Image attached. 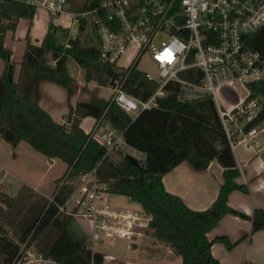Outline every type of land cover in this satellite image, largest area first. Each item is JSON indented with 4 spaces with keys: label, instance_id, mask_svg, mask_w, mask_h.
Instances as JSON below:
<instances>
[{
    "label": "trees",
    "instance_id": "1",
    "mask_svg": "<svg viewBox=\"0 0 264 264\" xmlns=\"http://www.w3.org/2000/svg\"><path fill=\"white\" fill-rule=\"evenodd\" d=\"M103 0H81L79 10L100 8ZM35 7L21 0H0V138L15 146L26 141L32 148L49 158L65 162L64 173L55 179L50 197L28 188L14 195L0 190V264H9L16 255L19 243L27 240L45 256L53 257L60 264H103V253L85 245V238L78 237L70 228L72 215L59 212L74 190V180L96 166L97 178L104 182L110 193L126 195L139 203L150 215L147 234L153 235L180 255L178 264H219L210 250L213 241L223 242L231 248L237 240L226 235L208 239L207 232L226 213L251 221V231L264 229V208H254L250 215L230 207L229 193L234 189L246 191V185L237 183L239 174L234 152L222 126L216 104L209 94H202L185 101L176 99L177 85L168 81L165 94L156 98V104L132 116L111 98L91 96L69 107L64 122L54 121L39 106V82L53 81L72 90L73 78L67 69L72 58L82 69L85 81L99 85L113 83L125 76L122 90L140 100H146L158 83L149 79L133 66L127 72L116 70L114 63L103 62L95 44L82 42L80 34L85 21L80 20L78 35L69 38L67 45L58 44L56 26L50 22L40 44L26 41L16 80L12 76L11 52L3 46L6 30L15 28L20 17L32 19ZM248 45L257 50L264 60V25L246 36ZM200 76L197 68L181 71L180 76L192 79ZM249 96L258 98L261 107L247 121L243 130L248 131L264 121V79L248 83ZM86 115L96 119L106 118L122 132L130 147L144 153L133 164L124 156L113 158L105 152L91 131L84 132L80 120ZM215 159L223 168L222 182L212 203L205 209L188 207L180 196L167 191L162 175L181 161L195 169H204ZM5 225L13 229L17 241L6 234Z\"/></svg>",
    "mask_w": 264,
    "mask_h": 264
},
{
    "label": "built area",
    "instance_id": "2",
    "mask_svg": "<svg viewBox=\"0 0 264 264\" xmlns=\"http://www.w3.org/2000/svg\"><path fill=\"white\" fill-rule=\"evenodd\" d=\"M24 1L46 9L53 16L65 12L67 3V0ZM131 4L124 0H104L101 5L107 10L106 19L110 25L98 17V8L74 14L75 17L91 15L97 29L100 58L120 66L117 71L125 73L136 67L144 53L149 54L155 65V76L143 72L158 83L146 100L122 90L126 74L108 83L112 90L111 100L136 115L155 105L156 98L165 94V84L172 81L177 85L176 99L179 101L211 95L229 138L235 135L245 138L251 134L254 128L244 131L243 126L256 115L261 103L258 98L249 96L248 83L264 79V60L248 45L246 36L264 25V0H136ZM129 45L135 49L129 62L121 63ZM194 68L200 71L199 77L193 72L192 79L180 76L181 71ZM222 85L239 86L243 93L222 98L219 102L216 92ZM91 133L105 147L107 154L131 151L136 159L143 157L137 156V150L127 145L122 132L112 126L104 130L95 127ZM77 182L71 211L67 212L65 205L58 206V211L88 220L89 233L84 236L88 248L94 250V242L105 238L135 241L145 233L150 215L141 207L112 205L110 192L96 176V166L83 173ZM103 258L106 262L114 259L110 254ZM9 264L60 263L26 240L19 243Z\"/></svg>",
    "mask_w": 264,
    "mask_h": 264
},
{
    "label": "crops",
    "instance_id": "3",
    "mask_svg": "<svg viewBox=\"0 0 264 264\" xmlns=\"http://www.w3.org/2000/svg\"><path fill=\"white\" fill-rule=\"evenodd\" d=\"M21 1L25 2L24 0ZM80 1L81 0H67L65 12L58 16L51 15L46 9L38 7L33 3L25 2L35 7L32 19L29 20L25 17L18 18L15 28L6 30L2 38L3 46L8 48L11 52L10 60L13 63L12 78L14 80L17 79L20 71V61L24 53L26 41L28 40L33 44H40L50 22L56 26V42L66 46L69 38L78 35L80 20L83 19L85 21V28L80 34V39L84 42L82 34L86 31L84 35L88 36V32H91L90 35L93 39L89 41L94 42L99 50L97 29L91 15L87 14L85 17H75L74 15L97 7L80 11L78 8ZM135 1L136 0H124V2L129 5H132L131 3ZM100 8L104 11L106 9L102 5H100ZM106 12L107 10L104 12V16H100L98 11L97 15L110 25V21L106 19ZM71 30H75V32L70 34ZM130 56L131 55H129L126 62H129ZM114 65L116 70L120 68V66H117L115 63ZM3 67V61H0V72H2ZM67 69L69 75L73 78L71 82V91L68 92L62 85L46 79L41 80L38 86L39 106L43 108L54 121L60 123L67 120L66 115L69 111V107L74 106L78 101H87L92 95L108 99L111 98L112 93L111 87L108 86L109 82H107L106 85H99L93 81H85L83 69L72 58H68L67 60ZM108 126L112 125L106 118L96 119L91 115H86L80 120V127L84 132H90L95 127L98 130H104ZM249 136H251V138H248ZM0 140L3 139L0 138ZM22 141L23 140L19 141L15 146L9 143L12 150L5 155V159L2 160V158H0V190L7 176L23 180L21 179V175L18 174L20 170L33 169L36 166L40 167L39 160L43 159H45L43 161L47 163V170L51 168L56 159H58L49 158L45 155L41 156L42 153L40 154V152L34 148L32 151L27 146H24ZM231 147L239 170V174L236 176L235 180L237 183L246 185L245 187L247 190H232L228 195L227 203L230 207L250 215L254 208H264V121L254 127L252 133L246 135L245 138L241 135L233 136ZM19 163H21V165H19ZM22 167L25 168L23 169ZM222 170V166L215 159L210 160L207 167L204 169H195L189 162L181 161L165 172L161 180L167 191L180 196L188 207L200 210L207 208L215 199L219 185L222 182ZM42 179V177L38 178L35 184H40ZM51 193L52 191L47 194L42 192L38 194L50 197ZM71 230L76 235L80 233L76 228H71ZM88 233L89 226L87 233L77 236L84 237ZM206 235L208 239H212L217 235H226L230 240H237L245 235L231 248H227L224 243L220 241L212 242L210 250L212 255L217 258L219 264H264V229L251 231V221L248 218L226 213ZM149 238L150 234L136 243L122 239L127 248L136 249L140 247V250L134 251L132 254L121 253L119 250L116 253H102L103 255L111 254L115 257L114 261H117L118 258V260H121L122 264H150L147 261H153L151 257L157 255L158 245H164L169 251H172V249L166 246L162 241L155 238L149 240ZM148 247L149 250H147ZM147 251H149L148 253H150V255L144 254V252L147 253ZM141 259L146 260L143 262Z\"/></svg>",
    "mask_w": 264,
    "mask_h": 264
},
{
    "label": "rangeland",
    "instance_id": "4",
    "mask_svg": "<svg viewBox=\"0 0 264 264\" xmlns=\"http://www.w3.org/2000/svg\"><path fill=\"white\" fill-rule=\"evenodd\" d=\"M74 32H75V30H71L70 34H73ZM85 33H86V31L82 34L84 42L87 44H94V42L89 41L90 39H93V37H91V35H90L91 32L90 33L88 32V36L84 35ZM134 49H135L134 46H131V45L127 46L120 62L121 63L126 62L127 58L129 57V55L132 54ZM121 68H124V65L121 66ZM136 68L141 72H148V73L152 74L153 76L156 75L155 65L152 62L151 58L149 57L148 53H144L142 55V57L140 58L139 62L136 65ZM241 93H243V89L239 86L232 88L228 85H222L217 90L216 97H217V100L220 102L222 98H229L231 95L234 96V94H241ZM22 144H24V146H27L28 148H30L33 151V148L30 147L28 145V143H26L25 141H22ZM11 150H12L11 145L9 143H7L5 140H0V158H2V160L5 159V155H7ZM136 153H137V156L141 155L144 157L143 152H139L137 150ZM124 154H131V151H127V152L123 151L121 153H118V152L113 153L112 152L111 156L116 159V158H119L120 156H124ZM41 156H44V155L41 154ZM142 158H140V159H142ZM43 160H45V159H43ZM43 160H39L40 167L36 166L33 169H31V168L27 169L26 168L27 170H20V172L18 171L19 172L18 174L21 175V179H23V180H19L17 178L7 176L6 179L4 180V184L1 188V190L5 191L7 193H10L12 195L19 192V190L22 188H28L32 191H35L36 193L42 192V193H46V194L53 191V189L55 188V179L57 177H60L64 173L65 168H66V164L64 161H62L61 159L58 158L54 162V165L51 168L46 170V164L47 163ZM19 165H21V163H19ZM22 168L24 169L25 167H22ZM40 177L43 178L42 182L40 184H35L36 180ZM77 184H78V182H77V180H75L74 185H77ZM75 195H76V191H74L71 194V196L68 198V200L65 203V210L67 212L71 211V209H72L73 197ZM109 197H110L111 204L114 206L136 207V208L141 207L139 205V203H137L135 201H131L126 195H123V194L110 193ZM88 226H89L88 220L86 218H83V217H75L74 216V217H72V220L70 222L71 228H74V229L76 228L77 231H80V233L77 234L78 236L82 235L83 233H87L88 232ZM5 229H6V234L9 237H11L13 240L17 241L16 235L14 234L13 229L11 227H9L8 225H5ZM146 235L148 236V234H146V231H145L144 234H141L140 236L135 238L138 240H135V241L134 240L133 241L128 240V241H132L135 243L140 242ZM151 238H155V237L153 235H150L149 240H151ZM155 239H157V238H155ZM125 240H127V239H125ZM157 243H158V241H157ZM93 247H94V250H97V251H100L103 253H116L119 250V251H121V253L132 254V253H134V251L140 250V247H138L136 249L127 248L125 242L122 241V239H118V238H105L102 241L99 240L97 242H94ZM147 250H149V247ZM148 252L149 251H147V253L144 252V254L150 255V253H148ZM114 259H115V257H114ZM114 259L111 262H105V259H104L103 264H122L121 260H118V258H117V261H114ZM141 260L143 262H145L146 259L145 260L141 259ZM151 260H153V261H147V262H149L150 264H176V263H180L181 257L179 254H177L173 251H169L167 249V247H165L164 245H158L157 246V255L155 257L152 256ZM130 263H132V262H130Z\"/></svg>",
    "mask_w": 264,
    "mask_h": 264
},
{
    "label": "water",
    "instance_id": "5",
    "mask_svg": "<svg viewBox=\"0 0 264 264\" xmlns=\"http://www.w3.org/2000/svg\"><path fill=\"white\" fill-rule=\"evenodd\" d=\"M8 77H9V79L12 78L11 75H9ZM1 131H2V128L0 127V132H1ZM124 157H125L127 160H129L131 163H133V164H136V163H137V159H136L134 156H132L131 154H126V155H124ZM172 251L175 252V253H177V252L174 251V250H172Z\"/></svg>",
    "mask_w": 264,
    "mask_h": 264
}]
</instances>
